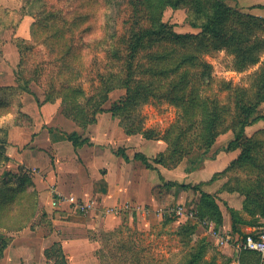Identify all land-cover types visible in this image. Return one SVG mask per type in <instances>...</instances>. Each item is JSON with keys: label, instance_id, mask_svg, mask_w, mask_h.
Segmentation results:
<instances>
[{"label": "rangeland", "instance_id": "obj_1", "mask_svg": "<svg viewBox=\"0 0 264 264\" xmlns=\"http://www.w3.org/2000/svg\"><path fill=\"white\" fill-rule=\"evenodd\" d=\"M25 1L0 0V75L13 73L15 76L20 62V53L13 41L16 36L26 39V48L31 47L26 51L25 73L38 78L32 83L35 89L39 87L46 92V89L51 90L52 84L64 86L76 73L65 70L67 63L71 60L82 62V77L74 78L72 87L65 89L67 99L64 102L69 111L77 106L79 117L92 113L99 104L103 96L102 80L114 74V82L125 81L128 42L141 25L150 26V15L160 17L178 33L200 31L186 21L185 8L167 7L161 10L156 7L153 11L143 12L144 7L139 0H32L27 8L28 15L15 29ZM227 3L237 5L231 0ZM54 10L61 17L58 29L46 23L37 30L40 37L36 40L32 36L33 24ZM61 30L66 34V43L71 40V53L67 47H58L56 43L53 34ZM115 33L121 38L116 43L108 38ZM46 38V42L42 43ZM145 46H148L147 41ZM110 49L121 50L122 58L113 57ZM143 54L140 51L135 62ZM202 59L210 64L211 75L203 77L204 68L194 70L200 98L210 106L217 103L222 106L215 129L216 140L211 149L205 151L207 130L204 118L202 115L187 117L181 106L168 99L167 95L171 97L172 93L168 91L170 79L166 80L156 87V97L142 102L130 113L119 112L118 117L113 116V120L123 128L120 122H128L126 116L130 114L135 122L142 121L145 128L153 129L157 134L152 139L136 134L129 144H142L149 155L157 151L158 144L166 146L165 151L149 157L153 168H148L149 175H144L148 179L159 175L160 180L152 190L154 201L148 205L149 214L103 218L95 214L85 215L68 207H52V186L58 189V183L49 186V202L40 206L37 193L29 188L28 182L22 186L20 179L9 180L6 184L12 186L7 191L11 198L5 202L0 199V225H6L7 229L0 231V235L5 237V241L7 239L8 245L17 235L19 239L13 245L20 251V256L25 254L27 258L21 264H187L192 258L190 254L200 249L204 250V255L195 264H225L219 263L220 251L216 249L220 246H216L200 217L180 216L174 209L181 205L193 207L199 212L202 205L210 209L212 203L209 201H213L232 224L230 210L238 209L230 202L236 205L239 199L229 194L226 198L221 193L238 194L243 201L246 192L252 196L262 195L264 199V95L261 99L258 96L262 92L259 73L264 64V51L259 63L245 68H239L235 56L227 50L204 54ZM61 71L64 73L60 74ZM135 78L139 80L141 75L137 74ZM80 87L84 93L79 90ZM109 96L112 97L105 105L107 108L113 107V100L116 103L126 97V91L120 87ZM242 103H256L255 116L263 118L247 126L243 136L235 140L243 120ZM9 110L11 113L8 115L17 119L16 107ZM114 135L118 138L117 133ZM118 139L117 142L112 140L115 148L125 144ZM232 140L234 145L231 146ZM120 150L124 155L125 148ZM155 157L163 163L156 162ZM222 160L249 161L230 163L225 167L221 164ZM161 169L166 172V177L159 171ZM96 183L100 186L102 182ZM82 184L86 190H92V182ZM103 184L106 186L104 181ZM70 192L68 190L66 194ZM261 208L264 209V202ZM204 218L212 217L205 215ZM29 221H32L30 228L18 232ZM257 221L260 225L254 230L243 225L245 232L236 233L233 230L229 233L234 237L254 233L264 227V215L259 216ZM222 234L227 235V232ZM55 242L58 244L52 245ZM60 245L63 251L59 250ZM47 246H50L48 256L44 252Z\"/></svg>", "mask_w": 264, "mask_h": 264}, {"label": "trees", "instance_id": "obj_2", "mask_svg": "<svg viewBox=\"0 0 264 264\" xmlns=\"http://www.w3.org/2000/svg\"><path fill=\"white\" fill-rule=\"evenodd\" d=\"M32 0H26L25 4L20 8L21 16L15 22L14 28L17 29L22 22L23 18L28 15V5ZM143 4L144 9L141 11H153V8L159 7L164 10L167 7L174 9L185 8L186 21L196 29L200 31L198 33H178L174 30L173 26L167 22H163L160 17L150 15V26L141 25L137 32H133L131 40H129V46L126 53L127 72L126 79L122 83L114 82V74L102 80L103 96L96 105L95 110L92 113H87L79 117L77 106L71 111L66 107L65 100L66 88L72 87V81L76 77H82L83 63L75 62L73 60L67 63L68 66L65 70L73 71L75 74L70 76L67 84L59 86L57 84L51 85V90L45 92L46 102H55L57 99H61L63 107L66 113L82 128L86 129L89 125L98 121L100 113L108 110L114 117H118L119 112L130 113L136 106L142 102L150 100V98L156 97L155 89L161 86L166 80L169 82V94L172 93L170 99L174 104H178L184 109L187 117L198 118L202 115L204 123L206 124V150L208 151L213 146L217 131V119L219 118V112L222 109L219 103L214 106L206 104V101L200 98L199 88L195 83L194 70L197 68H204L202 76H210V64L202 59L204 54L212 55L219 50H227L235 56L236 64L239 68H245L250 64H257L261 59V52L264 51V16L254 15L243 11L237 6H232L227 3L226 0H139ZM110 3H113L110 1ZM157 4V5H156ZM259 7H264L259 5ZM61 22L60 14L57 11L48 12V15L38 20L33 24L32 36L39 39L37 30H40L41 26L53 25L54 29H58V25ZM56 36V43L58 47L63 45L67 47L68 52L71 53L70 47L71 40L66 43V34L63 30L57 31L53 34ZM109 39H113L116 42L121 38L118 34H110ZM48 38L42 40L45 43ZM18 51L20 53V62L18 68L15 71V80L17 83L16 88H2L0 91L3 93L20 94L24 92L32 93L31 84L36 82L38 78L26 75V58L28 56L26 51H29L31 47L26 48L24 43L26 39L16 36L13 38ZM147 41L148 46H145ZM163 41V42H161ZM63 43V44H62ZM158 45V46H155ZM112 48V47H111ZM149 49V50H146ZM111 50V54L115 58H122L121 50ZM140 51L144 54L140 56L138 62H135L138 58ZM74 56V55H73ZM78 71V72H77ZM64 72L61 71L60 74ZM81 73V74H80ZM140 74L141 78L136 80L135 75ZM39 75V73H38ZM260 75V92L258 96L261 99L264 92V64ZM39 82V81H38ZM124 88L126 91V97L121 98L118 102L114 103L113 107L109 109L105 108V103L109 99V94L117 88ZM84 93L83 88L79 89ZM263 99V98H262ZM39 104L41 100L37 98ZM259 104V100L256 102ZM242 103L243 120L240 123V127L236 132L235 140L240 139L247 126L261 120L263 117L255 116L257 104ZM128 122L121 120V125L124 131L128 135L142 134L146 139L156 138L157 134L155 130L145 128L142 121L138 123L132 119V116L128 114ZM23 115L18 112L17 123H21ZM132 120V122H131ZM130 121V122H129ZM2 131L6 133L7 128H2ZM69 141L75 146V148L82 147L85 144H89V139L82 137L78 132H72L67 134ZM5 138L0 139V163L6 159L5 152ZM234 145V140L230 142V145ZM121 151V150H120ZM125 155V154H124ZM125 157H127L125 155ZM135 158L140 160L145 167L153 168L150 159L143 153L137 152ZM156 162L163 163L160 159L155 157ZM163 160V159H162ZM249 160H235L231 165L238 162H245ZM22 186L25 181L21 179ZM8 181L3 183V187H0V199L5 202L8 197V190L11 185H7ZM26 185V184H25ZM12 187V186H11ZM246 192V198L243 202V209L250 218H246L240 211L231 209L232 213V228L236 233L241 232V226L251 225L258 226L260 223L257 221L258 217L264 215V209H262L263 200L262 195L252 196ZM7 201V200H6ZM206 201V199H205ZM210 209H205L204 205L197 210V216L200 220H209L214 222L215 226H220L223 222V214L218 205H214L213 201ZM204 211V213L202 212ZM211 216L212 218L206 219L204 216ZM216 227V228H217ZM1 234V233H0ZM247 234L245 233L244 236ZM0 235V258L3 256V252L8 247V241L5 237ZM55 242L53 245H57ZM49 249V248H48ZM48 249L45 250L46 256ZM60 251H63L60 245ZM241 254L251 257V261L247 260L249 264H264L261 255L256 251H242ZM204 255V250H198L195 253H191L192 258L187 264H195L201 261ZM63 258H65L63 256ZM243 263V261H242ZM209 264V263H208ZM211 264V263H210Z\"/></svg>", "mask_w": 264, "mask_h": 264}, {"label": "crops", "instance_id": "obj_3", "mask_svg": "<svg viewBox=\"0 0 264 264\" xmlns=\"http://www.w3.org/2000/svg\"><path fill=\"white\" fill-rule=\"evenodd\" d=\"M231 1H234L236 6L245 12L264 16V7H259V5L264 6V0ZM16 87L17 83L13 73L0 75V89ZM31 90L32 93L20 94H14V91H11L12 93L0 91V139L5 138L6 141L4 144L6 159L0 163V187H3L5 181L23 179L28 182L29 188L32 187L36 191L40 206H43L44 202H49L51 192L49 194L48 188L55 183H58V190L61 193L66 194V191L70 190L72 193L69 194H74L85 201L96 200L103 205L126 201L149 205L154 201L152 190L160 181L159 175H153L151 179L145 177V174L149 175L148 171L150 170L135 158V154L140 152L149 158L165 151V144H158L160 146L153 155H149L142 144H138V146L135 143L129 144L136 134H126L124 129L113 120L110 111L100 113L98 121L84 129L66 113L61 99H57L55 102H46L45 92L39 87L35 89L32 84ZM110 95H113V91ZM37 98L41 100V104L38 103ZM110 98L106 103L111 101ZM113 103H115L114 100ZM14 107H16L17 115L18 112L23 115L21 123H17L13 116L8 115L11 113L9 109ZM105 108L109 109L110 106L108 108L105 106ZM2 128H7L6 133L2 131ZM72 132H78L82 137L88 138L90 143L75 148L67 137V134ZM115 133L119 139L116 138ZM117 139L118 142L122 139L125 143L121 144V148L119 145L116 148L112 145V140L117 142ZM123 147L127 157L120 153V149ZM149 159L151 160V158ZM232 161L235 160H222L221 164L227 167ZM159 171L163 176H167L164 170ZM156 174L158 173L156 172ZM83 182H92V190H86ZM96 182L102 183L99 186ZM227 194L239 199L238 204L234 205L230 202V205L241 210L244 213L242 215L250 218L243 209L244 201L240 196L238 194L236 196L235 193H221L222 196L228 198ZM51 205L56 208L68 207L71 209L67 203L53 205L51 201ZM223 216L224 224L216 226V229L220 232H232V224L224 212ZM31 222L29 221L18 232L30 228ZM244 227H248L249 230L256 229V226L251 225H244ZM244 227L241 226L240 229L245 232ZM6 229V225H0V231ZM15 237L12 238V242L10 241L11 244L5 248L3 256L0 258V264H21L23 259H27L25 254L20 256V251L14 247V241L19 239L17 235ZM212 237L216 246H220L216 249L220 251L218 254L220 256L219 263L249 264L247 260L251 261L250 256L237 252L231 245H220L217 238L213 235ZM49 247L47 246L45 250Z\"/></svg>", "mask_w": 264, "mask_h": 264}, {"label": "built area", "instance_id": "obj_4", "mask_svg": "<svg viewBox=\"0 0 264 264\" xmlns=\"http://www.w3.org/2000/svg\"><path fill=\"white\" fill-rule=\"evenodd\" d=\"M52 204L60 205L67 203L72 210L79 213L94 212L97 216L103 218L122 217L125 215H147L150 212V207L137 202H121L113 205H103L96 200L85 201L82 198L74 194L61 193L55 186H52ZM174 211L180 216H187L190 218L197 217V210L193 207L186 208L185 206H177ZM202 223L208 227L210 233L217 238L220 245H231L237 250L242 251H256L264 260V227H261L254 233H249L246 236L234 237L231 234L223 235L222 232L216 229L214 222L209 220H203Z\"/></svg>", "mask_w": 264, "mask_h": 264}]
</instances>
